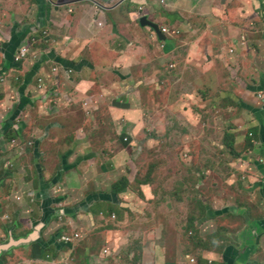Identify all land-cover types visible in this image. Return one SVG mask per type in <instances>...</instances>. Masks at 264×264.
<instances>
[{
	"label": "crops",
	"instance_id": "crops-1",
	"mask_svg": "<svg viewBox=\"0 0 264 264\" xmlns=\"http://www.w3.org/2000/svg\"><path fill=\"white\" fill-rule=\"evenodd\" d=\"M18 1L19 17L7 25L0 18V229L7 227L0 232V264H93L97 241L130 243V230L150 225L155 195L131 171L137 167L132 135L143 123L133 99L146 88L176 102L166 113L155 108L152 114L159 129H168L155 145L175 147L177 123L189 115L177 96L224 109L207 124L223 135L235 128L236 147L246 156L239 166L258 201L204 202L205 215L195 225L200 237L216 233L219 245L235 242L224 250L226 264H264V0ZM142 15L169 32L163 37L141 26ZM23 48L32 62L28 55L15 61ZM40 79L48 84L32 89ZM80 96L89 107H70ZM96 108L101 119H87ZM219 117L224 123H217ZM17 134L34 142L25 153L7 144ZM199 135L204 144L207 132ZM124 177L129 185L113 192ZM174 208L175 233L185 212L181 204ZM158 209L166 221L144 232L143 264H189V258L221 264L222 250L206 252L201 261L182 249L184 236L169 237V211L163 203ZM110 214L121 216L123 225L97 221ZM216 218L217 231L211 225ZM63 235L73 236L64 242Z\"/></svg>",
	"mask_w": 264,
	"mask_h": 264
},
{
	"label": "rangeland",
	"instance_id": "rangeland-1",
	"mask_svg": "<svg viewBox=\"0 0 264 264\" xmlns=\"http://www.w3.org/2000/svg\"><path fill=\"white\" fill-rule=\"evenodd\" d=\"M18 5V0H0V18H2L4 25H7L12 17L20 16L19 13L15 12ZM16 56L18 57V55ZM26 59L27 62L33 61L29 54ZM51 68L52 65H49L50 72H52ZM134 86H137V83ZM177 97L179 98V101H177L179 104L183 101L187 104L189 115L186 116L183 113L184 120L177 123L172 135L175 141L174 148L154 144V141L159 139L161 135L165 136L168 133V129L162 126L159 129L156 123H154L152 115L155 108H161L163 114L169 111V106L176 104L175 101H172L174 98L166 96L165 93L146 88V90L141 93L139 92V95L133 99V106L138 108L139 111L142 110L143 123L137 134L132 135L135 150L133 155L137 167L132 168L131 171L134 174L136 182H146L151 185L155 195L153 205L149 211L152 221L150 225L139 226L140 233L130 230L133 238V241L130 243L125 241L122 245L116 246V241L112 238L109 242L106 240L97 241L94 255L90 257V260H94L93 264H143L142 250L144 248L142 237L144 232L148 230L155 231L158 227L160 229L162 228L161 224L163 220L166 221L164 213L158 215V212H160L158 207L161 206V203H163L164 211H169L170 222L167 223L169 226V237H177L181 233L184 236V245L180 247L182 249L185 247L188 253L198 257L201 261H206V252H221L222 248L215 241L216 233L212 234L209 239L204 234L200 237L199 229L195 225V221L205 215L204 209H201V206H204V202L211 207L213 203L217 201L223 202L224 200L231 201L227 203H240L244 200L243 204L251 203L254 200L258 201L255 192L250 188L253 185L242 174L241 167L239 166V163L246 156H243V152L238 151L236 147V143L239 141L234 135L235 128L232 127L223 135L222 130L215 128L212 121H209V125L207 124L208 119L212 115L220 113L224 109L215 104L214 101L202 103L193 97ZM76 104L82 105L85 108L86 106L87 108L89 107L85 103V100L82 99V96H80L77 103L73 102L69 106L74 107ZM98 110L96 108L89 112L86 114L88 117L86 118L89 120L93 119L94 121L101 119L100 117H96ZM206 110L207 112H205ZM217 123H224L221 117L218 118ZM245 131L246 136H249L246 128ZM201 132H207L204 144L203 138L199 135ZM227 134L235 138V140L232 137L228 140ZM126 138L128 139V143H130V139ZM20 140H23V143L28 142V140H24L23 135H20V137L15 136L12 140L6 142L11 150L17 148L18 153H20L24 145L23 143L20 144ZM228 141H233L231 147L228 146ZM0 151L2 150L0 149ZM139 154H142V160L137 159ZM12 165L13 162L9 159L6 167L10 168ZM140 175L143 177H139ZM136 188H138L137 185ZM177 204H181L184 208L185 219L180 223V231L174 233L171 227L173 221L172 212L176 211L174 206ZM97 221L105 222L110 227H114V224L123 225L124 222L121 216L112 219L111 214L109 217L98 216ZM211 225L212 230H219L220 219H214ZM99 228L103 227L100 226ZM233 228H236V226H233ZM163 229L167 230L166 225H163ZM66 236L72 238L73 235ZM181 238L179 236L177 242ZM190 238L193 239L190 240ZM229 239L227 237L226 240ZM62 240L70 242V240H65L64 235L62 236ZM220 243V245L224 244ZM232 244H235L233 240L230 245ZM59 246L67 248L65 244H60ZM74 246L76 249L73 250V253L78 254L79 249L75 244ZM171 246L172 244H167L165 248L168 250ZM105 247L111 248L110 256L103 254ZM146 259L149 260L150 257L146 256ZM41 264L44 263L42 262Z\"/></svg>",
	"mask_w": 264,
	"mask_h": 264
},
{
	"label": "clouds",
	"instance_id": "clouds-1",
	"mask_svg": "<svg viewBox=\"0 0 264 264\" xmlns=\"http://www.w3.org/2000/svg\"><path fill=\"white\" fill-rule=\"evenodd\" d=\"M143 17H146L147 18V15H142L141 16V18H143ZM148 19V18H147ZM141 20V19H140ZM141 24V23H140ZM158 25V24H157ZM160 27V26H159ZM151 28V27H150ZM160 30H161V32L163 33V34H165V33H167V32H169V30L167 29V28H163V29H161L160 28ZM164 30H166V31H164ZM28 53H29V51H28ZM28 55V54H27ZM15 61L17 62V63H21L20 61H19V59H17V56L15 57ZM37 62H38V60H37ZM62 64V63H61ZM171 68V67H170ZM52 70L54 71V72H56V71H58V67H55L54 69H53V67H52ZM68 72H70V70L68 71ZM0 78H1V76H0ZM41 80V79H40ZM15 126L17 125L18 126V123H16V124H14ZM14 125L11 127V131L13 130V131H16V132H18V130L17 129H15L14 128ZM20 135L21 134H17L16 136L17 137H20ZM126 138V137H125ZM24 140H28V139H26V138H24ZM124 141V140H123ZM21 142H23V140H20V144H22ZM31 141L30 140H28V142H26V143H23L24 145L25 144H27V143H30ZM125 142V141H124ZM128 143V142H127ZM261 162L262 161H264V160H260ZM204 209H205V207H204ZM116 217H115V215H113L112 216V219H115ZM75 236H78L77 234L75 235ZM67 238V239H66ZM65 240H70L71 241V238L69 237V236H65ZM222 243H224V244H222V245H219V246H221V248H222V255H223V261H224V264H226V261H225V259H226V255L224 256V250L226 249V247H228L229 245H230V243L229 244H226L225 242H222ZM103 254L104 255H107V256H109L110 254H111V250H108V249H103ZM188 257V256H187ZM189 258V257H188ZM191 259H194V258H189V262H190V260ZM195 261H196V259H194ZM189 264H195V262L194 263H189Z\"/></svg>",
	"mask_w": 264,
	"mask_h": 264
},
{
	"label": "flooded vegetation",
	"instance_id": "flooded-vegetation-1",
	"mask_svg": "<svg viewBox=\"0 0 264 264\" xmlns=\"http://www.w3.org/2000/svg\"><path fill=\"white\" fill-rule=\"evenodd\" d=\"M17 54H18V53H17ZM23 81H24V84L28 83V80H27L26 77L23 78ZM23 81H22V82H23ZM38 82H39V81H38ZM38 82L36 81V83H33V84H32V89H44V85L47 83V81L41 79V81H40L39 84H38ZM47 84H48V83H47ZM51 90L53 91L54 94H58L57 91H56V89H55V86H54V88L51 89ZM49 105H50V106H55V107H56V102H50ZM12 139H13V137H11L9 140H12ZM9 140H8V141H9ZM30 141H31V140H30ZM33 143H34V142L31 141L30 143H27V144L23 145V146H22V149L26 151V149H29V146L32 147ZM28 145H29V146H28ZM23 150H22L20 153H25V151H23ZM1 225H3V224H1ZM6 230H7V227L4 228V226H2V228L0 229V232H3V233L5 234V233H6ZM2 237H3V235H2Z\"/></svg>",
	"mask_w": 264,
	"mask_h": 264
},
{
	"label": "trees",
	"instance_id": "trees-1",
	"mask_svg": "<svg viewBox=\"0 0 264 264\" xmlns=\"http://www.w3.org/2000/svg\"><path fill=\"white\" fill-rule=\"evenodd\" d=\"M170 67L172 68L173 65H170ZM227 137H228L227 139L229 140L231 139L232 136H229V134H227ZM227 144L229 147H231L233 145V141H228ZM128 185H129L128 178L124 177L113 186L112 190L113 192H120L124 190ZM201 209H204V206H201ZM221 264H224L223 259L221 260Z\"/></svg>",
	"mask_w": 264,
	"mask_h": 264
},
{
	"label": "water",
	"instance_id": "water-1",
	"mask_svg": "<svg viewBox=\"0 0 264 264\" xmlns=\"http://www.w3.org/2000/svg\"><path fill=\"white\" fill-rule=\"evenodd\" d=\"M140 23L141 26L151 27L153 30H155L157 35L164 37V34L161 32L159 25L150 22L146 17L141 18Z\"/></svg>",
	"mask_w": 264,
	"mask_h": 264
},
{
	"label": "built area",
	"instance_id": "built-area-1",
	"mask_svg": "<svg viewBox=\"0 0 264 264\" xmlns=\"http://www.w3.org/2000/svg\"><path fill=\"white\" fill-rule=\"evenodd\" d=\"M164 31H166V30H164ZM27 54H28V48H23V49H21V51L19 52L17 59H19V61H20V60L24 59V58L27 56ZM124 141H125V142H128V139H127V138H124ZM66 239H67V238H66ZM190 262H191V263H194L195 260H194V259H191Z\"/></svg>",
	"mask_w": 264,
	"mask_h": 264
}]
</instances>
